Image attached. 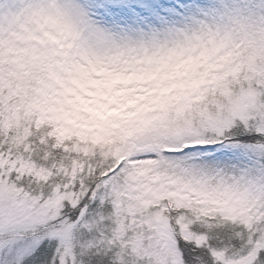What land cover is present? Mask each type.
Returning <instances> with one entry per match:
<instances>
[{
	"label": "snow or ice",
	"instance_id": "6c2138e0",
	"mask_svg": "<svg viewBox=\"0 0 264 264\" xmlns=\"http://www.w3.org/2000/svg\"><path fill=\"white\" fill-rule=\"evenodd\" d=\"M0 264H264V0H0Z\"/></svg>",
	"mask_w": 264,
	"mask_h": 264
}]
</instances>
